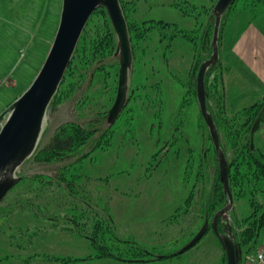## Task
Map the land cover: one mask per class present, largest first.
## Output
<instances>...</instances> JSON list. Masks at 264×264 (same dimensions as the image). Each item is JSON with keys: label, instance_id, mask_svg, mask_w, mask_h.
Here are the masks:
<instances>
[{"label": "rangeland", "instance_id": "374dc122", "mask_svg": "<svg viewBox=\"0 0 264 264\" xmlns=\"http://www.w3.org/2000/svg\"><path fill=\"white\" fill-rule=\"evenodd\" d=\"M61 1L0 0V113L39 71ZM216 1L119 0L133 62L127 102L110 126L106 114L116 95L117 40L105 8L93 11L47 109L37 149L18 168L20 180L0 202V264H130L96 257L104 251L122 258L142 251L143 258H153L132 264H226L212 229L178 252L202 226L204 208L212 210L211 219L226 201L224 195L222 203L206 205L219 167L196 100V74L212 52ZM245 8L257 15L264 0H234L229 6L220 26L219 59L205 81L227 160L235 149L229 135H248L250 119L243 108L261 94L226 87L222 77L233 45L224 38L226 26L236 23L229 28L231 42ZM111 33L114 46L105 42L104 54L95 55L91 43ZM64 123L91 131L90 138L72 152L36 160L38 149ZM255 139L264 153V119ZM260 186L252 196L255 203H264V183ZM250 211L247 196L232 195L229 223ZM263 240L264 230L253 248L240 246L250 253Z\"/></svg>", "mask_w": 264, "mask_h": 264}, {"label": "water", "instance_id": "95a60500", "mask_svg": "<svg viewBox=\"0 0 264 264\" xmlns=\"http://www.w3.org/2000/svg\"><path fill=\"white\" fill-rule=\"evenodd\" d=\"M234 0H217L212 8L214 27L211 56L201 62L196 74V100L201 117L208 128L219 167V180L226 197L225 204L217 210L211 227L224 249L226 264H239L241 246L235 241L230 221L232 195L229 187V164L220 145L219 133L211 112L207 108L205 75L219 59L218 41L223 15ZM103 7L111 21L116 37L114 56L119 61L116 95L106 114L110 126L123 110L128 97L129 72L133 55L127 22L119 0H62L58 26L45 59L26 90L0 113V202L20 180L18 168L37 149L45 127L47 109L56 95L66 69L71 62L77 43L94 10ZM264 115V106L250 129V146L254 148V134ZM225 222L223 232L217 229L218 220ZM206 217L192 239L178 252L193 246L207 231ZM162 256H159L161 258Z\"/></svg>", "mask_w": 264, "mask_h": 264}, {"label": "trees", "instance_id": "16d2710c", "mask_svg": "<svg viewBox=\"0 0 264 264\" xmlns=\"http://www.w3.org/2000/svg\"><path fill=\"white\" fill-rule=\"evenodd\" d=\"M112 34L113 33H111L110 35L105 34V36L101 38L100 36H98L99 38L96 37V40L91 43L93 45L92 48L95 51V55L101 56L102 54H104L105 52L104 45H106L105 42H107V47H109L110 44L114 46L113 44L114 36H112ZM206 76L207 75H205V81H206ZM208 96L206 92L207 108L210 111V107L208 104ZM263 106H264V95L260 101L253 102L251 105L243 108L244 110L243 115L249 117L250 119L249 126L247 128L248 135L241 136L235 133L230 134L229 129L227 131V128H224L226 134H230L228 137L230 148L231 149L235 148L234 155L230 157V160H228L230 191L233 197H235V199L239 197L247 196V200L251 208L249 215L243 217L241 220L236 219V223L234 222L235 224L233 223L231 225L236 242H238L240 245H247L246 246L247 250L249 248L251 249L254 247V245L258 241V237L260 236L261 232L264 230V203L263 202L255 203L252 197L255 194V191L258 188V186L264 183V153L262 152V150L258 148L256 144L255 134H254V142H253L254 148L251 149L250 146V129L253 124V121L255 120L257 114L259 113V111ZM263 119H264V115L262 117V120ZM90 134L91 131L84 129L79 125L73 123L61 124L60 126L55 128L54 132L52 133L48 141L38 149L37 153L35 154V159L40 161L41 160L49 161L52 158H57L58 156L64 153L72 152V150H74L76 147L86 143V141L90 138ZM219 140L221 141L220 138ZM238 146L240 149H237ZM214 190L215 191L210 196L209 201H207L206 203V205L207 204L210 205V208H212L214 204L222 203L224 200L222 184L219 178L217 180ZM205 210L206 212H208V214H212V210L211 209L209 210V207L204 208V212ZM239 225L242 227V230H237L240 227ZM210 229L212 228L209 227L207 231ZM217 229L221 230V225L218 226ZM206 232L204 234H206ZM143 253L144 252L140 251L139 253H136V255L139 256L135 255L131 258H124V259H129V260L151 259L145 257L143 258L142 256H140L143 255ZM103 255L113 256V253L111 254L109 252L104 251L100 254H97L96 257ZM116 257L123 259L122 257H118V256Z\"/></svg>", "mask_w": 264, "mask_h": 264}, {"label": "crops", "instance_id": "0c3cea01", "mask_svg": "<svg viewBox=\"0 0 264 264\" xmlns=\"http://www.w3.org/2000/svg\"><path fill=\"white\" fill-rule=\"evenodd\" d=\"M244 11V16L239 20L240 23L237 22L239 24L235 27L237 35L231 42L229 28L231 27V30L236 26V23L232 22L229 27L226 24L224 25V28L226 26V36L224 35V38L228 39V44L232 43L233 45L231 48L228 47L227 63H225L223 69V82L226 87L233 84L236 87L254 89L253 91L261 93L258 97L262 98L264 95V9L257 11V15L250 10L247 12V8ZM228 75L231 76L230 81H227L226 76ZM258 99L252 102H256ZM99 258H110L111 260H117L116 262H130V264L141 261L120 259L112 255Z\"/></svg>", "mask_w": 264, "mask_h": 264}, {"label": "built area", "instance_id": "2783aa9c", "mask_svg": "<svg viewBox=\"0 0 264 264\" xmlns=\"http://www.w3.org/2000/svg\"><path fill=\"white\" fill-rule=\"evenodd\" d=\"M240 264H264V240L253 252L242 253Z\"/></svg>", "mask_w": 264, "mask_h": 264}, {"label": "flooded vegetation", "instance_id": "af4514ba", "mask_svg": "<svg viewBox=\"0 0 264 264\" xmlns=\"http://www.w3.org/2000/svg\"><path fill=\"white\" fill-rule=\"evenodd\" d=\"M213 214H214V213H213ZM206 217H207L208 220H209V227H211V221H212L213 218L210 219L209 216H208L207 214L205 215V218H206ZM212 217H213V216H212ZM224 224H225V222H223V221H221V220L219 219L218 222H217V228H218V226L221 225V230L223 231V226H224ZM209 227H208V228H209ZM211 228H212V227H211Z\"/></svg>", "mask_w": 264, "mask_h": 264}]
</instances>
